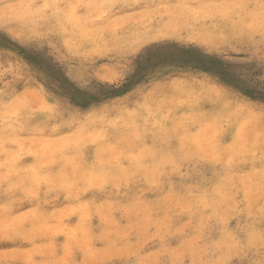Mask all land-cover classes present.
I'll return each instance as SVG.
<instances>
[{"label":"rangeland","instance_id":"374dc122","mask_svg":"<svg viewBox=\"0 0 264 264\" xmlns=\"http://www.w3.org/2000/svg\"><path fill=\"white\" fill-rule=\"evenodd\" d=\"M242 2L256 7H231ZM258 4L0 0V25L31 36L50 58H0V264H158L164 252L170 264H261L260 94L242 93L248 108L229 94L238 91L230 61L246 46L238 32L259 25ZM254 40L247 55L259 48V34ZM152 44L167 48L174 64L163 90L153 92L149 75L138 85L144 96L125 108L76 93L73 85L112 81L129 51ZM54 81L63 89L53 91ZM60 91L78 101L74 111L62 109ZM171 148L216 164L197 174L199 165L177 160ZM166 161L176 187L149 203L140 178L155 185ZM174 214L179 239L162 248L156 240L169 237ZM250 225L257 236L248 245L235 230Z\"/></svg>","mask_w":264,"mask_h":264},{"label":"snow or ice","instance_id":"6c2138e0","mask_svg":"<svg viewBox=\"0 0 264 264\" xmlns=\"http://www.w3.org/2000/svg\"><path fill=\"white\" fill-rule=\"evenodd\" d=\"M111 6L118 7V5ZM45 7H47V5ZM231 7L248 9L256 6L242 2L234 4ZM258 7L261 10V21L259 25H249L247 31L240 30L238 32V35L242 38V42L246 46L241 47V55L230 61L229 66L233 77V83L238 91L229 89V94L237 99L241 107L248 108L251 105H249L246 99L242 98V93L245 90H258L260 94L259 111L260 114L264 116V0H259ZM257 34L260 36L259 48L253 55H247L251 45L255 43L254 37ZM196 55L200 54L196 53ZM29 56H41L44 57L45 60L50 59L47 56V50L39 48L31 36L28 38L17 36L9 31L7 23L0 25V58L9 57L18 59L19 57ZM257 56L259 58L258 64L256 62ZM169 57L170 52L167 48L155 44L145 45L134 52L129 51L127 53L126 57L116 65L117 76L114 77L112 81L88 80L84 82L83 87L77 88L73 85V88H75L79 96L86 97L89 103L92 101H108L107 107L109 108L116 106L121 108L133 107V101L144 96L146 91L145 88L138 87L141 79H148L150 75L151 79L155 82L154 86L149 85L152 87L153 92H159L167 87V73L170 67H174ZM146 73L148 75H145ZM51 86L53 91H56L57 88L63 89V84L60 81H54ZM124 93H128V95L125 96ZM58 95L61 98L60 106L65 112L75 110L72 105L78 103V101L70 92L60 91ZM112 97H117L115 103L112 102ZM140 111H142V108L137 106L136 112L133 114H138ZM150 131L151 130L146 125L143 136L147 137ZM170 151L177 160L187 159L190 164L195 163L199 165V167L195 169L197 174L200 173L202 169H208L216 164L215 160L206 159L203 157L202 153L195 150L187 148L177 150L171 148ZM169 164L170 161H166L165 168L159 170L155 185H149L140 178L141 182L144 183V188L140 192V196L143 197L145 201L156 204L160 193L171 191L176 187L174 177L167 170ZM164 210V207L160 206L157 214ZM174 216L175 219L173 223L169 225V237L162 242L156 240V242L161 244L162 248H171V245L179 239L178 236L174 237L171 235L172 229L177 227L180 221L179 214H174ZM261 216L259 238L264 240V209L261 210ZM217 225H219V221H217ZM235 231L248 245H251L257 236L255 227L251 225L247 228L238 226ZM149 246L154 247L155 243H150ZM168 255V252L162 253L158 264H170ZM241 255H243V253H241ZM112 264H123V262L113 261ZM129 264H132V262L130 261ZM226 264H244V262L233 259L230 262H226ZM261 264H264V260L261 261Z\"/></svg>","mask_w":264,"mask_h":264},{"label":"bare ground","instance_id":"6f19581e","mask_svg":"<svg viewBox=\"0 0 264 264\" xmlns=\"http://www.w3.org/2000/svg\"><path fill=\"white\" fill-rule=\"evenodd\" d=\"M92 146H93V145H92ZM92 151H93V149H92ZM19 181H20V180H19ZM7 182H8V181H7ZM9 182H10V181H9ZM20 182H21V181H20ZM20 182H18L17 185H20ZM46 182H47V181H46ZM12 183H15V182L13 181ZM12 183L10 182V184H12ZM6 185H7V184H6ZM14 185H15V184H14ZM17 185H16V186H17ZM12 186H13V184H12ZM12 186H11V187H12ZM23 186H24V185H23ZM20 189H21V188H20ZM85 189H87V188H85ZM83 194H84V193H83ZM81 195H82V194H81ZM73 208H74V207H73ZM73 208H72V209H73ZM73 210H74V209H73ZM70 213H71V212H70ZM74 214H75V213H74Z\"/></svg>","mask_w":264,"mask_h":264}]
</instances>
